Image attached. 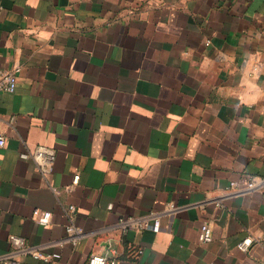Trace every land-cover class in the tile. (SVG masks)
Returning <instances> with one entry per match:
<instances>
[{
    "label": "crops",
    "instance_id": "0c3cea01",
    "mask_svg": "<svg viewBox=\"0 0 264 264\" xmlns=\"http://www.w3.org/2000/svg\"><path fill=\"white\" fill-rule=\"evenodd\" d=\"M15 68L0 259L264 264V193L241 191L264 178V0H0V70ZM37 147L55 151L46 176L19 156ZM151 213L156 233L118 226ZM12 235L53 257L17 254Z\"/></svg>",
    "mask_w": 264,
    "mask_h": 264
},
{
    "label": "built area",
    "instance_id": "2783aa9c",
    "mask_svg": "<svg viewBox=\"0 0 264 264\" xmlns=\"http://www.w3.org/2000/svg\"><path fill=\"white\" fill-rule=\"evenodd\" d=\"M17 72L18 69L12 70H0V92L11 94L15 91L17 87ZM4 121L0 118V125ZM5 143L3 134L0 133V147ZM20 158L25 160H31L35 166V169L38 173L43 176H46L52 169L54 160H55V151L51 148L46 147H37L33 152H21L19 154ZM79 180V175L75 174L73 176V184H77ZM235 183L230 184L231 188L235 187ZM254 189H261L264 193V178H252L241 191H252ZM216 206H220V202H215ZM173 206L169 207L163 212L165 214L173 212ZM68 214L74 212V207L69 206L67 208ZM162 214L151 213L146 218L136 219L133 217L123 218L119 221L118 226L123 230H128L130 228L137 229H147L156 233L160 230V219ZM33 217L36 222L40 225H48L50 221L51 214L50 212L36 209L33 211ZM82 236V230L74 226L72 223H69L65 227V237L63 242L70 243L75 246L78 240ZM210 240V228L205 227L203 230V241L208 242ZM11 245L17 250V254H27L33 257L36 260L42 262H49L53 256L42 252L37 248H33L25 244V241L20 236L12 235L10 236ZM252 245V239L247 237L242 240L237 248L241 251H247ZM0 264H20L17 257L6 256L0 259ZM86 264H115V261L105 256L92 254L89 256Z\"/></svg>",
    "mask_w": 264,
    "mask_h": 264
}]
</instances>
